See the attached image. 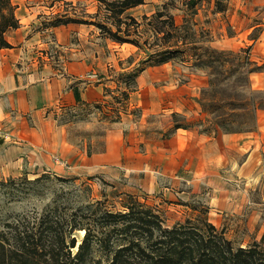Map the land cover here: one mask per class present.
I'll use <instances>...</instances> for the list:
<instances>
[{"label":"crops","instance_id":"0c3cea01","mask_svg":"<svg viewBox=\"0 0 264 264\" xmlns=\"http://www.w3.org/2000/svg\"><path fill=\"white\" fill-rule=\"evenodd\" d=\"M14 3L20 26L6 33L12 47L0 49V126L3 129L0 177L20 175L24 171L67 173L73 168L81 171L89 167L99 172L109 170L117 178L123 174L129 176L133 171L150 170L144 179L148 184L153 180L157 163L164 158L170 159L174 168L185 163L197 165V173L221 174L214 167L229 166L235 170L233 174L256 183L259 197L248 221L259 231L257 240L264 244V109L259 111L254 131L211 136L197 129L180 128L167 139L166 130H158L153 119L152 107L158 97L151 99L138 89L122 109L119 120L100 118L103 114L100 111L95 115L97 119L86 121L88 127L100 124L106 129L105 148L89 154L87 139L82 145L71 137L70 129L82 122L67 123L61 118L69 110L78 113L84 106L78 100L77 89L88 103H103L105 107L114 104L106 88L118 94L119 88L126 87L115 79L116 74L131 69L130 63L125 65L120 58L125 46L113 50L111 38H105L94 24L72 22L51 26L56 15L70 14L54 0H14ZM259 27H263L259 36L251 41L252 59L264 64V23L253 25L251 30ZM113 55H117L119 62L112 60ZM261 79L264 87V75ZM138 108L141 114L137 116L133 111ZM247 196V191L229 190L224 204L241 213L250 203V199L246 201Z\"/></svg>","mask_w":264,"mask_h":264},{"label":"rangeland","instance_id":"374dc122","mask_svg":"<svg viewBox=\"0 0 264 264\" xmlns=\"http://www.w3.org/2000/svg\"><path fill=\"white\" fill-rule=\"evenodd\" d=\"M54 1L64 10L68 9L73 16L105 22L116 30L113 21L108 19V12L101 0H82L77 3L67 0ZM187 2L188 0H146L145 4L132 8L127 14L134 16L140 24L125 15L121 18L122 28L131 31V38H139L144 45L143 49L128 42L121 45L112 39L110 40L111 48L115 50L118 46H120L119 48L125 46L120 58L125 62V65L131 58V63L133 62L131 67L138 66L147 57V54L164 45L162 41L164 34L154 35L150 31L153 24L161 26L164 24L162 20L168 18L167 15L159 18L160 16H157L159 12H171L175 15L178 24L185 23L186 26L192 28V32L195 33L194 40L197 43L192 42V38L185 40L189 47L194 45L212 46L229 51L252 48V39L257 38L263 28L251 30L253 25L264 23V0H197L195 8L197 14L192 13ZM221 6L225 7L224 11L218 9ZM120 34L127 36L125 32ZM147 38L154 47L150 51L149 45L144 43ZM177 41H179L177 37L171 39L172 43ZM105 42H107L106 39ZM113 58L112 60L119 62L117 55H113ZM116 68L121 70V66ZM262 72L263 74L253 73L252 81L256 88L264 89L261 79L264 71ZM110 74H112L111 71ZM118 77L119 75L116 74L115 79L118 80ZM139 78L138 88L142 89L141 93L150 96L151 99L158 97V100L154 102L155 106L152 107L155 111L153 115V119L156 121L155 126L160 128L158 130L167 132L170 129L169 126L174 125L172 110L187 114L189 117H199L198 98L202 89L208 86L207 72L194 69L188 63L177 61L158 67H148L140 74ZM112 100L115 102L113 98ZM117 105L119 106V104ZM108 106L109 104L105 107L107 111L111 110V107ZM163 111L164 113H162ZM98 112L100 109L83 106L78 113L69 112L61 118L67 123L82 122L70 129L71 137L82 145H85V139H87L91 153L105 148L106 129L104 125L97 124L92 127L85 125L86 121L97 119L95 115ZM133 113L138 116L141 111L138 108ZM99 117L105 119L104 114ZM170 161L168 158L159 160L153 170L154 176L151 177L153 180L148 181V184L144 179L150 170L148 172L133 171L129 176L123 174L117 178L109 170L99 172L89 167H85L87 170L81 171L78 170L79 168H73L67 173L49 170L33 174L24 171L20 175L0 177V227L19 215V217L27 218L28 221H35L47 209L56 204L70 212L83 208L79 213L89 217L95 211L100 215L106 210L125 212L127 211L125 205L132 200H137L136 202H140L146 207L149 206L159 213L164 220V226L170 228L179 222H186L189 218H196V223L203 225L199 217H206L204 212L208 207L210 208L208 213L210 221L220 230H224L226 236L234 242L235 246L248 247L255 242L263 244L262 241L257 240L258 230L253 225H249L248 221L249 215L254 209V202L259 197L256 193L255 181L233 174L235 170L229 166L214 167L217 171L221 170V174H207L197 173L195 169L198 166L189 163L174 168L175 164ZM237 166L235 165L236 168ZM12 177L17 179L27 177V179L10 183L9 179ZM259 183L261 184V181ZM245 189L248 193L246 201L250 199L245 210L243 209V212L239 213L228 209L229 205L224 204L227 192L240 190L245 193ZM89 203H93L94 206L88 207L86 204ZM105 223V219L95 218L90 226L102 228ZM64 226L67 230V225L64 224ZM85 232L77 230L74 233L79 244L82 242ZM102 234L99 233L95 238L91 258L94 261L108 264L114 250L125 242L126 235L115 230L110 237L100 240L99 238L103 237ZM74 250L77 251V249Z\"/></svg>","mask_w":264,"mask_h":264},{"label":"trees","instance_id":"16d2710c","mask_svg":"<svg viewBox=\"0 0 264 264\" xmlns=\"http://www.w3.org/2000/svg\"><path fill=\"white\" fill-rule=\"evenodd\" d=\"M101 2L116 30L105 22L82 19L70 14L56 15L51 21V26L57 27L72 22L90 23L96 25L105 37L116 43H133L143 49L144 45L139 38H131V31L123 30L121 18L127 15L140 24L134 16L127 13L132 8L145 4L146 0ZM187 5L192 13H198L197 9L195 10L197 0H188ZM218 9L224 11L225 7ZM164 15L168 16L166 20H162L165 25L153 24L150 28L154 35L164 34L163 47L147 54L138 66L118 74L119 82L126 85L124 89L119 88L118 94H113L115 90L106 88V93L111 94L115 101L111 104V111L105 112L103 103L91 104L84 101L77 89L81 104L100 109L105 118L117 121L122 116V109L127 107L132 93L139 89L138 78L143 71L151 66L178 61L207 72L208 86L202 89L198 98L199 117L173 112L174 125L165 133V138H171L180 128L197 129L211 136L254 131L257 128L259 111L264 109V89L254 86L252 74L264 71V64L252 59V48L229 51L212 46L189 47L185 40L192 38V42L197 43L192 28L185 23L178 24L171 12H159L157 16L161 18ZM19 26L14 0H0V49L12 47L6 39V33ZM121 32H125L127 36H122ZM173 37H177L179 41L172 43ZM144 43L149 45V51L154 49L148 38ZM129 59L132 66L133 62ZM69 112L71 111H67ZM21 179L27 177H12L9 182L16 183ZM136 201L132 200L126 204L125 212L106 210L100 215L95 211L89 217L79 213L83 208L70 212L59 204L47 209L35 221H28L25 217H19L20 215L13 217L0 227V264H104L91 258L95 238L99 233H103V237L99 238L103 240L110 237L115 230L125 234L126 238L125 242L114 250L108 264H264V245L255 242L248 247L235 246L224 230H220L210 221L208 207L204 212L206 217H199L203 225L197 224L196 218H189L186 222H179L170 228L164 226V220L159 213ZM86 205L90 208L94 206L93 203ZM95 218L105 219V226L91 227ZM64 224L67 225V230ZM77 230L86 231L80 244L74 236Z\"/></svg>","mask_w":264,"mask_h":264},{"label":"built area","instance_id":"2783aa9c","mask_svg":"<svg viewBox=\"0 0 264 264\" xmlns=\"http://www.w3.org/2000/svg\"><path fill=\"white\" fill-rule=\"evenodd\" d=\"M3 136V129H2V127L0 126V137H2Z\"/></svg>","mask_w":264,"mask_h":264},{"label":"bare ground","instance_id":"6f19581e","mask_svg":"<svg viewBox=\"0 0 264 264\" xmlns=\"http://www.w3.org/2000/svg\"><path fill=\"white\" fill-rule=\"evenodd\" d=\"M82 232L84 233V232H85V230H82Z\"/></svg>","mask_w":264,"mask_h":264}]
</instances>
